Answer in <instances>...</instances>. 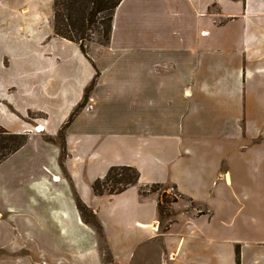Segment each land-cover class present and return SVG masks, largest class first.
Returning <instances> with one entry per match:
<instances>
[{"label":"crops","instance_id":"1","mask_svg":"<svg viewBox=\"0 0 264 264\" xmlns=\"http://www.w3.org/2000/svg\"><path fill=\"white\" fill-rule=\"evenodd\" d=\"M54 3L0 0V126L28 135L0 163V264H104L76 195L115 264H238L233 244L243 240L217 244V207L179 204L163 232L159 195L141 188L229 186L234 170L250 199L236 215L264 222V0H123L110 43L88 57L55 35ZM94 79L61 163L44 136L59 134ZM112 166L136 168L138 183L96 196L92 182ZM248 254L239 264H264V252Z\"/></svg>","mask_w":264,"mask_h":264},{"label":"trees","instance_id":"2","mask_svg":"<svg viewBox=\"0 0 264 264\" xmlns=\"http://www.w3.org/2000/svg\"><path fill=\"white\" fill-rule=\"evenodd\" d=\"M123 0H55L54 3V33L56 36L69 40L79 45L83 54L88 57L89 47L86 43L96 42L102 46L110 43L113 19L117 7ZM96 79L87 88L84 101L71 113L68 121L59 131L62 138L61 153L67 155L65 143V130L73 122L74 118L85 107L89 90L93 89ZM0 134L5 137L0 139V163L9 155L18 151L28 141L27 134H10L0 126ZM54 142L52 137L47 140ZM140 179V172L131 166H112L104 178H98L92 182V191L96 196L115 195L124 192L134 186ZM161 184H154L150 187L141 188V194L157 193ZM176 189L175 186H173ZM159 195L158 217L163 232L170 229L172 217L175 213L171 204L177 202L164 200ZM181 198L183 194L179 193ZM170 203V204H168ZM165 204H168L166 207ZM76 205L86 223L92 224L99 233L103 234V228L95 213L76 195ZM168 222L162 226V219Z\"/></svg>","mask_w":264,"mask_h":264},{"label":"rangeland","instance_id":"3","mask_svg":"<svg viewBox=\"0 0 264 264\" xmlns=\"http://www.w3.org/2000/svg\"><path fill=\"white\" fill-rule=\"evenodd\" d=\"M94 38H95L94 39L95 42L86 43V45H88V47L90 48V54L89 55H91L92 44L97 43L96 42V36ZM90 92H91V90H89V92H88V97H89ZM86 103H87V101H86ZM44 117H45L44 115L39 114V121H43ZM75 118H74V120H75ZM67 129L65 130V136H66ZM1 137H5V136L0 134V139H1ZM49 137H52V136H49V135L44 136V138L46 140H48ZM52 138L54 139V142H52V143L58 144L60 146V144L62 142V138L59 136V134L55 137H52ZM65 157L66 156L63 157L62 153H61V159H60L61 163ZM227 164H228V166L230 165V163H227ZM241 168H242V166H241ZM235 173L243 174L244 170L243 169L237 170V172H235ZM235 175L236 174H234V170H233L232 184H229V186H227V184L223 180H221L220 178H218V181H219L218 185H210V186H206L205 188H199L201 190L195 189L191 186H183V190L181 192L185 196H187V197L184 196L183 198H181L179 196V192L177 191V189L173 188V185L171 183H167V184L162 185L161 187H158L157 188L158 189L157 194H160L161 196H163L164 200H168V201L177 200V202L171 204L175 215L179 213V209H178L179 208L178 206H180L179 204L187 205L188 210H190V209H201L205 206L209 207L210 205L213 207H217V209H215V212H216L218 220L216 223L213 224L216 228H218L217 234L221 235V238H220V236L218 238L219 242H217V244L222 246V247L226 246L227 243L230 242L229 241L230 237L231 238L235 237L237 239L243 240V241H236L233 244V248L236 250V253H237V260H238V264H239V257H240L239 252H241L244 249H246L249 252V254H248L249 260L250 259L253 260V259L257 258L261 252H264V245H259V243H258V240L260 239V233L262 232L264 234V222H262V224H261L260 220L258 218L256 220H253L251 217H248L245 220L244 216L242 214H240V212L236 215V213L238 212V208L242 207V203H246V201L247 200L249 201L250 199H249V197L247 198L243 192L244 182L247 181L246 183H248L249 181L245 180V178L243 176H241L238 179V178H236ZM222 185L224 186V188L219 191V189ZM188 197L194 198V200H196L199 203L194 202L193 200H191ZM229 201H230V203H232V207H234V209L230 211V214H227L223 210V206L220 207V205L219 206L216 205L217 202L222 203V202H229ZM168 204H170V203H168ZM168 204H165V206L167 207ZM220 213H222V215ZM175 215H174V217H172V220L176 219ZM254 217H258V216H254ZM221 218L225 219V221H229V220L233 219V224L226 225V224L220 222ZM167 222L168 221L165 218L162 219V226H165L167 224ZM207 227H209V226H207ZM224 227H228L229 231L221 232L220 229L224 228ZM94 229L96 230V234H97V237L99 240L100 249H101V252L103 255L104 264H115L113 262L111 255H110V252L107 248V243L105 241L104 234L99 233L95 227H94ZM0 254H1V252H0ZM155 254L150 256L149 258L155 260L156 259ZM250 263L255 264V261L250 262ZM257 263L258 262H256V264ZM151 264H167V263L163 262L162 260H159V261H157L155 263H151Z\"/></svg>","mask_w":264,"mask_h":264}]
</instances>
